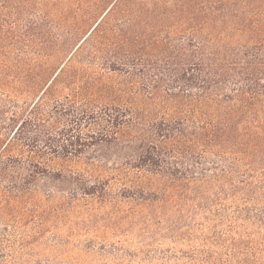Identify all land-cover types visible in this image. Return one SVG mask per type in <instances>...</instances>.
Masks as SVG:
<instances>
[{
	"label": "trees",
	"instance_id": "obj_1",
	"mask_svg": "<svg viewBox=\"0 0 264 264\" xmlns=\"http://www.w3.org/2000/svg\"><path fill=\"white\" fill-rule=\"evenodd\" d=\"M103 3L104 13L90 26ZM82 4L0 0V176L25 144L67 148L90 137L132 150L140 165H157L156 174L176 180L188 212L184 230L196 242L190 262L264 264V0ZM127 13L120 20L126 27L114 33L119 40L106 51L115 15ZM161 27L171 28L173 41L151 57L146 36ZM78 65L121 71L130 85L143 84L136 93L141 105L159 97L175 108L143 123L141 105L94 109L78 101L47 109L56 85L77 81ZM84 116L96 136L66 128L50 142L52 119L79 127ZM168 155L188 161L170 171Z\"/></svg>",
	"mask_w": 264,
	"mask_h": 264
},
{
	"label": "rangeland",
	"instance_id": "obj_2",
	"mask_svg": "<svg viewBox=\"0 0 264 264\" xmlns=\"http://www.w3.org/2000/svg\"><path fill=\"white\" fill-rule=\"evenodd\" d=\"M74 1L81 7L88 2ZM106 7L105 3L95 7L90 26ZM126 17L130 13L115 15L114 22L119 24L113 22L108 29L110 35L103 40L106 51L114 49L120 37L115 30L126 27V22H120ZM146 37L148 52L156 57L163 47H170L174 33L161 27ZM75 76L77 81L58 84L50 91L47 109L70 108L73 102L79 106L78 101L94 109L104 104L137 109L141 105L136 93L143 84L130 85L121 71L78 65ZM142 105L141 123L162 120L164 112L175 108L159 97ZM54 120L52 144L66 128L73 135L77 129L97 135L87 116L79 127ZM96 141L87 137L83 145L67 148L31 143L12 152L20 157L0 176V264H194L191 244L196 242L184 230L188 212L176 180L156 174L157 165H140L132 150ZM167 160L172 164L170 171H176L174 165L182 170L188 161L171 155Z\"/></svg>",
	"mask_w": 264,
	"mask_h": 264
}]
</instances>
